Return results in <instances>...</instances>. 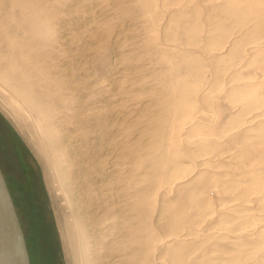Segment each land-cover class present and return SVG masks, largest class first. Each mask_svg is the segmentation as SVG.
<instances>
[{"label": "rangeland", "instance_id": "obj_1", "mask_svg": "<svg viewBox=\"0 0 264 264\" xmlns=\"http://www.w3.org/2000/svg\"><path fill=\"white\" fill-rule=\"evenodd\" d=\"M0 50V163L31 264H81L55 141L72 120L67 155L98 165L80 116L112 139L113 190L130 188L134 222L145 213L148 264H264V0H0ZM16 66L61 102L45 129L1 81Z\"/></svg>", "mask_w": 264, "mask_h": 264}, {"label": "bare ground", "instance_id": "obj_2", "mask_svg": "<svg viewBox=\"0 0 264 264\" xmlns=\"http://www.w3.org/2000/svg\"><path fill=\"white\" fill-rule=\"evenodd\" d=\"M19 32L18 28L14 31L15 34L21 35L25 39L29 37ZM20 71L19 74L14 75L15 77L7 74V77L1 79V81L7 84L20 99V103L24 104L23 106L39 123L40 129H45L42 125L43 122H50L55 113L54 109L50 108L59 106L61 102L55 101L54 98L49 96L51 89L41 86L36 81L38 78L27 79V72ZM33 75H35V72H33ZM46 78L52 83V77L48 75ZM170 102L174 104L172 101H168V104ZM71 122L72 120H69L62 125L65 131L64 135L62 134L63 141L59 138L55 141H57V145L62 146L58 145L61 148L60 152H62L59 154L61 159L58 162L61 165L59 172L60 184L73 210L72 231L76 239L81 264H148L147 244L144 242L145 213L144 211L141 212L138 220L134 222L132 214L134 205L132 204L130 188L121 186L118 194L113 190L115 189L117 174L115 170L108 169L109 164H111L109 160L110 153L106 155L103 151L104 149L109 151L110 145L113 144L112 139L107 136L106 132L101 133L97 130H91L92 126H87L88 124L81 116L76 119L77 126L85 130V133L80 136L81 147L85 148L81 152V156L84 159L87 155L90 159L99 160L98 165L92 162L91 169H88L81 164V160L70 158L66 153L67 147L75 149L74 137L66 132L68 124ZM110 124L100 125V123L95 122L93 129L104 131V129L111 128ZM51 129L48 132L49 136H56L57 131ZM94 133L96 135L95 139L92 136ZM154 134L149 145L160 150L166 136L161 134V130ZM101 147H103L102 150ZM86 148L90 150L88 151ZM166 155L167 162H169L170 155L168 153ZM95 167H97V170L94 171ZM165 172L166 167H161L159 175H163ZM97 176L101 177V183L103 184V186H100L101 193L95 192L94 189L93 181L95 179L93 180V178H97ZM85 177L88 179L86 183L89 187L84 193V197L81 198L76 189H78L77 186L80 180L82 181ZM109 221L111 237L107 239L101 236L100 231ZM11 229L12 219L0 195V259L3 264H25L18 241L9 235ZM107 259L112 260L108 262Z\"/></svg>", "mask_w": 264, "mask_h": 264}, {"label": "water", "instance_id": "obj_3", "mask_svg": "<svg viewBox=\"0 0 264 264\" xmlns=\"http://www.w3.org/2000/svg\"><path fill=\"white\" fill-rule=\"evenodd\" d=\"M0 195L12 219V229L9 235L11 238L14 237L18 241L20 252L23 256L25 264H31V257L29 254L25 232L15 205L12 192L10 190L9 184L7 182L6 176L2 170L1 165H0ZM0 264H3L1 259H0Z\"/></svg>", "mask_w": 264, "mask_h": 264}, {"label": "crops", "instance_id": "obj_4", "mask_svg": "<svg viewBox=\"0 0 264 264\" xmlns=\"http://www.w3.org/2000/svg\"><path fill=\"white\" fill-rule=\"evenodd\" d=\"M9 7H7V9H8ZM19 33H23V32H19ZM23 37V36H22ZM24 38V37H23ZM25 39V38H24ZM31 39V37H28L27 39H25L23 42H21V44H16V46L14 45V48H16L18 51H19V55L18 56H23V57H25L26 55H28L27 53H26V51H24L23 49H24V47H32V44L29 42V40ZM24 43H26V44H24ZM15 50V49H14ZM9 58V57H8ZM20 70H22V71H26L27 72V76L26 77H28L27 79H30V78H32L33 76H36V74L35 75H33V72H35L34 70V68L33 67H31V66H29L28 68H26V69H22V68H19L18 66H16L15 67V69H14V71H12L11 73H9V74H11V75H16V73H20L21 71ZM37 70V69H36ZM13 73V74H12ZM15 77V76H14Z\"/></svg>", "mask_w": 264, "mask_h": 264}, {"label": "flooded vegetation", "instance_id": "obj_5", "mask_svg": "<svg viewBox=\"0 0 264 264\" xmlns=\"http://www.w3.org/2000/svg\"><path fill=\"white\" fill-rule=\"evenodd\" d=\"M0 165H1V163H0ZM2 167V166H1ZM2 170H3V168H2Z\"/></svg>", "mask_w": 264, "mask_h": 264}]
</instances>
